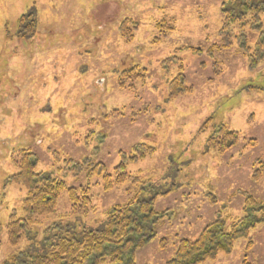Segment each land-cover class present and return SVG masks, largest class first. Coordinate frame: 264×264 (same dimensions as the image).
<instances>
[{
    "label": "rangeland",
    "instance_id": "1",
    "mask_svg": "<svg viewBox=\"0 0 264 264\" xmlns=\"http://www.w3.org/2000/svg\"><path fill=\"white\" fill-rule=\"evenodd\" d=\"M228 3L0 0V264L19 252L44 253L60 233L98 226L133 197L128 189L137 187L131 182L105 191L101 178L71 172L65 161L102 163L112 172L122 156H139L140 145L155 151L129 163L127 172L147 182L148 194L159 192V219L137 264H166L180 240L195 241L219 217L228 224L243 218L248 197L264 209V176L252 179L257 162H264V60L252 68L247 56L256 55L264 33L240 32L233 24L231 48L208 53L222 45L225 10L239 6ZM30 14L36 28L27 38L28 24L20 20ZM126 20L137 24L131 43L120 32ZM164 20L175 32L156 44ZM133 69L144 79L127 84L134 90L121 89L119 75ZM181 73L189 91L170 101L169 82ZM114 111L119 115L111 116ZM222 124L240 134L239 144L225 154L207 152L212 126ZM22 149L35 153L38 172L68 189L89 184L93 204L87 217H75L65 190L56 214L37 218V232L17 252L7 224L14 211L24 216L28 192L9 178L18 171L12 155ZM251 239L253 248L240 240L231 254L204 264H264V224Z\"/></svg>",
    "mask_w": 264,
    "mask_h": 264
},
{
    "label": "trees",
    "instance_id": "2",
    "mask_svg": "<svg viewBox=\"0 0 264 264\" xmlns=\"http://www.w3.org/2000/svg\"><path fill=\"white\" fill-rule=\"evenodd\" d=\"M236 0H227L233 3ZM239 6L233 9L229 6L225 10V27L221 31L222 45H213L208 53L221 49H229L232 39L229 35L233 24L240 26V32L259 31L264 33V0H237ZM228 3V4H231ZM227 6V5H225ZM167 22V23H166ZM21 25L28 24L27 38L35 33L36 23L34 15L24 16L20 20ZM31 23V24H30ZM132 27V28H130ZM137 24L132 20H126L120 28L122 37L131 43L134 39L133 30ZM160 36L155 38L158 44L162 38L174 33L175 29L169 21L164 20L158 24ZM244 34V33H243ZM246 47V44L243 43ZM256 55H247L252 59V68L255 64L264 60V40L255 45ZM250 52V51H249ZM211 56V55H210ZM172 60H166L165 65ZM144 76L135 71H127L119 75L117 83L123 90H134L127 85L129 82L143 80ZM185 76L178 74L169 82V100L187 93ZM119 115L114 111L111 116ZM211 124L210 121L203 125V130ZM213 134L207 140L206 151L225 154L240 142L238 132L222 124L212 126ZM140 155L129 158L122 156L121 163L112 172L102 164L74 163L65 161V168L71 172L80 173L87 171V177L101 178L105 191H111L114 187L123 186L131 182L134 190L133 197L125 204L113 207L106 215V219L96 227H86L80 233L63 232L56 236L44 253L40 254H13L9 264H137L136 255L155 237L154 226L159 217L155 210L156 196L159 192L148 194L147 182H140L127 172L129 163H137L147 155L154 153L155 149L140 145ZM13 165L18 169L17 173L9 178V183L18 185L28 192V197L22 203L24 216L20 217L16 211L11 213L7 224L9 242L13 247H18L29 237L37 225H41L37 218L55 215L61 194L67 190L71 203V214L75 217L82 215L87 217L93 204L91 186L80 189L67 188L64 181L45 172H38V162L35 153L30 150H18L12 155ZM256 166V165H255ZM258 168L253 170V181L261 180L264 176V162H257ZM138 188H140L138 190ZM253 198L245 201V216L237 218L228 224L224 218H217L209 224L195 241L182 239L177 244L175 255L166 264H204L216 260L219 255L232 253L234 244L243 240L248 241L247 248H253L251 231L264 224V209ZM44 230V234L51 232L53 227ZM25 258L20 262L21 256ZM243 264H249L246 260Z\"/></svg>",
    "mask_w": 264,
    "mask_h": 264
}]
</instances>
